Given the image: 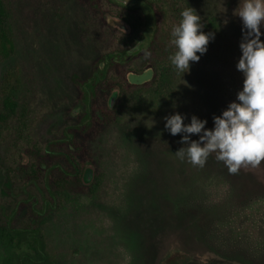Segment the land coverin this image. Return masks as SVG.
Instances as JSON below:
<instances>
[{"label": "rangeland", "instance_id": "obj_1", "mask_svg": "<svg viewBox=\"0 0 264 264\" xmlns=\"http://www.w3.org/2000/svg\"><path fill=\"white\" fill-rule=\"evenodd\" d=\"M5 2L14 51L0 60V81L6 69L20 67L19 100L31 106L32 133L43 142L67 123L68 113L72 118L79 113L71 76L106 49L114 32L76 0ZM241 4L186 0L179 14L191 7L201 17L202 31L214 33L206 52L182 74L159 64L167 82L158 93L143 96L142 103L121 101L116 120L91 142V156L72 153L91 175L86 182L81 177L84 187L54 198L44 212L40 230L51 264H165L162 259L172 251L186 253V264H264V162L230 174L210 154L203 167L193 166L174 154L183 146L181 134L164 129V117L173 112L182 114L184 123L196 115L211 129L212 116L236 99L243 79L235 68L242 38L235 11ZM107 17L112 16L105 14L107 25L120 28ZM97 30L102 40L85 38ZM261 33L264 41V27ZM142 43L127 50L126 62L135 65L137 52L146 48ZM147 67L126 71L125 80L128 72ZM113 92L106 98L108 107ZM67 148L75 151L70 143ZM8 154L0 139L2 190L1 176L15 158ZM15 191L21 194L10 193ZM16 258L0 244V264H16Z\"/></svg>", "mask_w": 264, "mask_h": 264}, {"label": "trees", "instance_id": "obj_2", "mask_svg": "<svg viewBox=\"0 0 264 264\" xmlns=\"http://www.w3.org/2000/svg\"><path fill=\"white\" fill-rule=\"evenodd\" d=\"M139 1L142 4L125 7L113 0H76L114 34L106 49L96 52L83 70L72 74L81 108L76 117L72 118L69 113L65 116L67 123L52 136L58 138L41 142L33 136L36 115L18 95L20 67L6 69L1 76L0 139L7 144L8 155L15 158L1 176L5 189L0 191L6 196L0 197V244L14 251L16 264H51L40 230L44 212L54 198L84 187L81 175L85 161L72 153L91 156V142L116 120L117 105L121 101L133 99L142 103L143 96L158 93L160 85L167 82L166 72L158 66L170 65L167 57L174 51L169 43L170 30L179 21V9L186 5V0ZM105 14L122 20L127 29L107 25ZM10 17L5 0H0V60L10 57L14 51ZM93 35L102 40L98 30L95 34L88 31L85 38L93 40ZM141 39L146 48L137 52V62L132 65L131 61L126 62L131 56L127 50ZM147 66L154 70L150 81L130 84L125 80L126 71L139 72ZM112 91L117 93V100L108 107L105 101ZM68 143L73 145L74 152L67 148ZM11 190L21 194L10 193ZM162 261L186 264L189 257L184 252L172 251Z\"/></svg>", "mask_w": 264, "mask_h": 264}, {"label": "clouds", "instance_id": "obj_3", "mask_svg": "<svg viewBox=\"0 0 264 264\" xmlns=\"http://www.w3.org/2000/svg\"><path fill=\"white\" fill-rule=\"evenodd\" d=\"M171 26L169 43L174 51L167 57L180 74L189 70L190 62H198L207 50L214 33L202 31L201 17L191 7L180 12ZM241 21L240 56L235 68L242 74V87L236 99L228 102L219 115L212 116L213 126L196 115L185 117L173 112L164 117V129L180 135L183 145L174 154L193 166L203 167L210 154L222 162L230 174L243 166L253 168L264 162V0H242L235 11ZM146 55H149L146 53ZM191 135L198 139H190Z\"/></svg>", "mask_w": 264, "mask_h": 264}, {"label": "water", "instance_id": "obj_4", "mask_svg": "<svg viewBox=\"0 0 264 264\" xmlns=\"http://www.w3.org/2000/svg\"><path fill=\"white\" fill-rule=\"evenodd\" d=\"M113 1L122 5V6H126V7L133 6L135 4H142V2L139 0H113ZM107 22L111 25H115V26H118V27L123 28V29L127 28L126 24L117 18L107 17ZM152 76H153V69L151 67H147L144 69V71L142 73L128 72L126 74V79L131 84H143L145 82L150 81L152 79ZM116 96H117L116 92H113L111 94L109 101H108L109 107H111L113 105ZM90 175H91V169L86 168L83 172V180L85 182L88 181L90 178ZM86 177H88V178H86Z\"/></svg>", "mask_w": 264, "mask_h": 264}, {"label": "flooded vegetation", "instance_id": "obj_5", "mask_svg": "<svg viewBox=\"0 0 264 264\" xmlns=\"http://www.w3.org/2000/svg\"><path fill=\"white\" fill-rule=\"evenodd\" d=\"M117 97V96H116ZM84 171V170H83ZM81 177H82V179H83V172H82V175H81ZM86 178H88V177H86Z\"/></svg>", "mask_w": 264, "mask_h": 264}]
</instances>
